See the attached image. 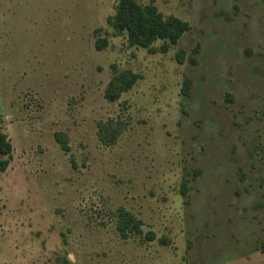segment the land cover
Wrapping results in <instances>:
<instances>
[{
	"label": "rangeland",
	"instance_id": "rangeland-1",
	"mask_svg": "<svg viewBox=\"0 0 264 264\" xmlns=\"http://www.w3.org/2000/svg\"><path fill=\"white\" fill-rule=\"evenodd\" d=\"M119 1L0 0V264H264V0H154L191 26L154 54L113 30Z\"/></svg>",
	"mask_w": 264,
	"mask_h": 264
},
{
	"label": "trees",
	"instance_id": "trees-1",
	"mask_svg": "<svg viewBox=\"0 0 264 264\" xmlns=\"http://www.w3.org/2000/svg\"><path fill=\"white\" fill-rule=\"evenodd\" d=\"M113 30L126 36L130 47L147 49L150 53H167L170 45H176L180 39L191 30L188 22L174 16L165 18L158 10L152 0L149 4L142 5L137 0H120L116 6L115 15L109 18ZM162 41L160 50L154 48V44ZM108 45L106 39L96 42V49L103 50ZM178 60L183 62L184 52L178 54ZM142 76L126 70L115 73L105 91V98L109 102H116L121 96L131 90ZM190 87V81L186 80L183 93L186 95ZM124 128L119 123L110 121L99 124V139L104 145L114 144ZM57 136L59 143L62 141ZM63 149L68 151L65 143ZM12 153V146L5 135H0V154L7 156V160L0 161V172H5L9 166V159ZM116 220V229L121 238L129 239L132 235H143L142 224L128 211L123 208L113 213ZM147 241H155L153 232L145 234ZM161 245H168L165 239L159 240ZM264 250V249H263Z\"/></svg>",
	"mask_w": 264,
	"mask_h": 264
}]
</instances>
